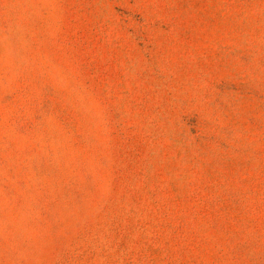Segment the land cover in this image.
<instances>
[{
	"label": "rangeland",
	"instance_id": "374dc122",
	"mask_svg": "<svg viewBox=\"0 0 264 264\" xmlns=\"http://www.w3.org/2000/svg\"><path fill=\"white\" fill-rule=\"evenodd\" d=\"M0 264H264V0H0Z\"/></svg>",
	"mask_w": 264,
	"mask_h": 264
}]
</instances>
